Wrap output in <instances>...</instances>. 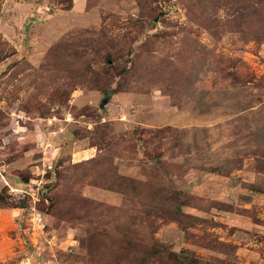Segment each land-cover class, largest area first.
Returning a JSON list of instances; mask_svg holds the SVG:
<instances>
[{"label":"rangeland","instance_id":"obj_1","mask_svg":"<svg viewBox=\"0 0 264 264\" xmlns=\"http://www.w3.org/2000/svg\"><path fill=\"white\" fill-rule=\"evenodd\" d=\"M0 264H264V0H0Z\"/></svg>","mask_w":264,"mask_h":264}]
</instances>
